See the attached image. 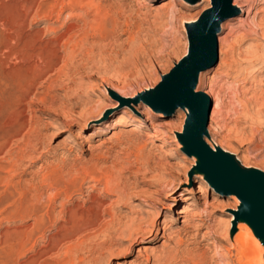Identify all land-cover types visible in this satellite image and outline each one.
Instances as JSON below:
<instances>
[{"label":"rangeland","instance_id":"1","mask_svg":"<svg viewBox=\"0 0 264 264\" xmlns=\"http://www.w3.org/2000/svg\"><path fill=\"white\" fill-rule=\"evenodd\" d=\"M30 1L0 0V253L1 234L22 231L1 264H48L71 242L81 246L68 264H239L233 235L241 200L211 183L184 140L189 109L148 98L186 54L187 26L210 0H32L18 28L19 3ZM234 1L249 2L248 11ZM228 13L216 34L219 55L227 38V66L248 70L264 56V0H230ZM98 17H107L103 36L87 37ZM218 65L219 56L193 82L205 93L211 81L223 100L211 120L210 98L205 124L222 126L207 130L204 142L212 136L213 151L264 172V104L253 102L264 71L236 84V70L224 75L230 68ZM106 180L114 193L105 192ZM34 207L48 214L43 233ZM108 208L122 221L97 235L71 234L81 216L109 222Z\"/></svg>","mask_w":264,"mask_h":264},{"label":"water","instance_id":"2","mask_svg":"<svg viewBox=\"0 0 264 264\" xmlns=\"http://www.w3.org/2000/svg\"><path fill=\"white\" fill-rule=\"evenodd\" d=\"M230 0H210L187 26L188 48L186 54L167 72L150 91L149 99H157L168 109L191 105L183 125V138L198 155L201 169L214 185H225L250 211L257 230L264 231V172L246 168L221 150L213 151L202 141L198 131L205 124L210 110V100L202 90H191L197 72L213 65L217 60L216 34L220 20L228 15ZM178 88V91H176Z\"/></svg>","mask_w":264,"mask_h":264},{"label":"bare ground","instance_id":"3","mask_svg":"<svg viewBox=\"0 0 264 264\" xmlns=\"http://www.w3.org/2000/svg\"><path fill=\"white\" fill-rule=\"evenodd\" d=\"M30 1V0H29ZM70 1V0H69ZM208 1V0H207ZM238 1V0H237ZM31 2H32V0L30 1V2H26V3H19L20 4V9H19V11H17L18 12V15H17V17H16V24H17V26H18V28H20V26L22 25V22H23V19H24V17H25V15L27 14V12H29L28 10L30 9V6H31ZM64 2V1H63ZM74 2H76V1H74ZM71 3L70 4V6L72 5V7H74L75 5H76V3ZM92 2V1H91ZM235 2V1H234ZM69 3V2H68ZM18 4V5H19ZM55 4V3H54ZM75 4V5H74ZM209 3L207 2V4L206 5H208ZM234 4H236V6H239V7H242V10L243 11H248V9H249V2L248 3H243V4H239V3H234ZM68 5V4H67ZM94 6V5H93ZM92 6V7H93ZM99 6V5H98ZM54 6H53V4L52 5H50V7H49V10L47 11V13L46 12H44V15H48V13L50 14L53 10H54ZM87 9V8H86ZM91 9V8H90ZM101 9L102 8H97V10L96 11H94L95 13H97V11L99 12V11H101ZM18 10V9H17ZM61 12V11H60ZM59 12V13H60ZM83 13V12H82ZM94 13V14H95ZM101 13H103V12H101ZM90 14V13H89ZM99 14V13H98ZM59 15V14H58ZM92 15V14H91ZM104 15V14H103ZM93 16V15H92ZM98 16V15H97ZM100 16V15H99ZM88 18V17H87ZM94 18V17H93ZM107 18V17H106ZM105 17H104V19H106ZM104 19H102V18H100V17H98L97 18V20H96V23H97V26H92L93 27V31L90 33V34H86L87 35V37H91V38H96L97 36H103V30H104V27L106 26L105 24H106V22L107 21H105ZM84 21H85V18H84ZM86 21H88V20H86ZM90 22H92V21H90ZM105 22V23H104ZM220 23V22H219ZM262 27V26H261ZM96 30H98V31H96ZM262 30H263V28H262ZM261 32V31H260ZM89 33V32H88ZM263 33V35H264V31H262L261 32V34ZM84 34V35H85ZM20 37V36H19ZM81 37V36H80ZM244 37V36H243ZM82 38H84L83 36H82ZM81 38V39H82ZM80 39V38H79ZM18 40V39H17ZM228 43H227V38H224L223 37V39H222V45H225L228 49H225L224 50V47L223 46H220V55H219V44L217 43V61H218V56H219V65H218V67H219V69L222 67H226L227 66V63H228V57H229V46L227 45ZM231 47V46H230ZM259 47V46H258ZM248 49V48H247ZM251 49V48H250ZM259 49L261 50V51H264V47H262V46H260L259 47ZM256 51V50H255ZM247 52H248V50H247ZM246 52V53H247ZM251 53V52H250ZM262 54V53H261ZM245 56V55H244ZM231 57L233 58V57H235V55L234 54H231ZM232 60H234V59H232ZM251 62V61H250ZM249 63V62H248ZM215 64V63H214ZM227 67H229V66H227ZM226 67V68H227ZM230 69H229V71H225V69L223 70V71H221L220 73H222V74H224V75H228L229 73L228 72H230V70L232 71L233 69L234 70H236V72L233 74L234 76H233V81L236 83V84H238V83H240V82H247L248 80H250V79H254V78H257L258 76H259V74L261 73V72H263L264 71V56H261L260 58H258V63H256V64H253L252 66H250V68L248 69V70H245V68L243 67V66H241V64L239 65V66H237L236 68H232V66H230L229 67ZM228 69V68H227ZM219 71V70H218ZM225 71V72H224ZM199 73V72H198ZM221 74V75H222ZM224 75H222V76H224ZM260 78V77H259ZM199 79V78H198ZM197 80V79H196ZM232 81V82H233ZM194 83H195V81H193ZM197 82V81H196ZM232 82H230L231 84H232ZM233 82V83H234ZM198 83V82H197ZM213 85L214 84H212V82L210 81V83L208 84V87H209V89L207 90V91H205V94H207L208 95V97H209V100H210V98L212 99V101L214 102V105H213V110H212V108L210 109V113H211V110H212V114H211V120L212 119H214L215 120V118L214 117H216V115H222V110H223V104H222V101H220V99H219V96H218V94H220L218 91V93L216 92V90H214V88H213ZM230 85V84H229ZM234 85V84H233ZM219 86V85H218ZM236 86V85H235ZM191 90H193V91H196V88L194 87V84L192 83V85H191ZM217 89V88H216ZM220 89V88H219ZM229 89V88H228ZM176 91H178V88H176ZM255 92V93H254ZM254 94H255V96H254V94L252 95V96H254V98H253V102L255 103L254 105H263L264 104V82L263 83H260L259 82V84H257L256 85V87H255V89H254ZM152 102V101H151ZM190 106L191 105H188V106H185V107H187L188 109L190 108ZM211 106H212V103H211ZM184 108V107H183ZM186 108V110L188 111V109ZM260 108H262V107H260ZM210 113H209V115H210ZM224 114V113H223ZM252 116V115H251ZM222 117V116H221ZM219 118V117H218ZM213 120V121H214ZM51 124H53L54 126H55V123H53V122H50ZM215 125L213 126V125H209L208 126V128H207V125L206 124H201V126H200V130L198 131V133H199V136H200V138L202 139V141L204 142V135L206 134V132H207V130H208V132H207V134H210V133H212V132H214L213 134H215V132H217L220 128H221V126L222 125H220V123L219 122H216L215 121V123H214ZM227 128V127H226ZM202 129L203 130H205V132H202ZM63 130V128L62 127H58L57 128V131L54 133V135H53V139L58 135V133L60 132V131H62ZM74 135L75 136H80V133L78 132V130L77 131H75L74 132ZM211 138H212V142L214 141L215 142V140H214V138L211 136ZM206 140V143L209 145V148L211 149V150H214L215 149V144H216V142H215V144H213L211 141H209L207 138L205 139ZM205 143V142H204ZM222 150H226V151H228V152H231V151H229V149H226L227 147H223V146H221L220 144L218 145ZM83 148V147H82ZM219 149V148H218ZM224 153H227V152H224ZM227 154H230V153H227ZM22 155V154H21ZM231 156H233L234 158H235V156L233 155V154H230ZM23 157V156H22ZM232 157V159H234ZM21 159V158H20ZM238 161V160H237ZM8 165V164H7ZM47 165V164H46ZM49 169V168H48ZM47 169V170H48ZM57 170V169H56ZM55 170V171H56ZM9 176V175H8ZM9 183V182H8ZM114 186V185H113ZM116 187V186H115ZM103 188H104V190H105V192H111V193H114V192H112L113 191V189L111 188V185L108 183V180H106L105 181V183H104V186H103ZM121 193V192H120ZM25 194V193H24ZM119 195V194H118ZM115 196V195H114ZM119 197V196H118ZM113 201V200H112ZM97 203H99V202H97ZM50 204V203H49ZM100 204V203H99ZM116 204V203H115ZM99 206V205H98ZM37 207V206H36ZM48 207V206H47ZM53 207V206H52ZM96 205H95V210H96ZM107 207H108V204H107ZM112 207H114V205L112 206ZM33 208V207H32ZM92 209H90V211H91ZM110 210H112V208L110 209ZM109 210V208L107 209V214H108V216L110 217V221L109 222H106V223H103L101 226H99L100 225V223H99V221L97 222V220H98V213L96 214V213H93V214H88V216H79L80 218L79 219H77V217L75 218H66L67 219V222L69 223V221H71L72 222V224H73V221H75V219H77L76 220V222H75V228H74V231L75 232H72L71 231V234H73V233H77V234H83V236H89V235H91L90 233H92V235L93 234H95V235H97L96 233H100V232H103V231H106V230H104V228L106 229V227H108V225L110 224L111 226H112V223H114V222H118V221H122V220H120L121 218V216H120V214L117 216V214L115 215V213H113V212H111ZM115 210V209H114ZM130 210V209H129ZM83 211V210H82ZM87 211V210H86ZM90 211H87V212H90ZM32 212V211H31ZM105 212V211H104ZM244 212H246V213H248L249 215H250V211L248 210V209H243L242 210V213L239 215V216H237V220H236V225H240V226H238V227H236V232L234 233V243H235V246L237 247L236 248V260H237V262L239 263V264H259V262H260V253L261 252H263V246L261 245V243H263L264 244V231H262V230H257L256 229V227H255V225H254V223L252 222V220H251V218H249L248 216V219L245 217V215H244ZM33 213H34V224L36 225V231L37 232H41V233H43L44 231H40V229H42L43 228V226H44V221H45V219L48 221L49 219H48V214L46 213H41V215L40 214H38V211H37V209L34 207V209H33ZM74 213V212H73ZM80 213V212H79ZM83 213V212H82ZM103 214V213H102ZM101 214V215H102ZM80 215V214H79ZM83 215V214H82ZM100 215V214H99ZM105 215V214H104ZM3 216V215H2ZM50 216V215H49ZM69 216H70V214H69ZM101 217V216H100ZM108 218V217H107ZM51 219V218H50ZM66 219H65V221H66ZM100 219V218H99ZM108 219H106V221H107ZM104 221V220H103ZM98 223H99V225H98ZM120 223V222H119ZM186 223V222H185ZM244 223V224H243ZM118 224V223H117ZM152 224V223H151ZM246 224V225H245ZM186 225V224H185ZM241 225H244V226H241ZM114 226V225H113ZM112 226V227H113ZM151 226V225H150ZM61 227H63L62 226V224H61ZM64 227H65V225H64ZM185 227V226H184ZM189 227V226H188ZM140 230V229H139ZM141 230H142V227H141ZM141 230H140V232H141ZM147 230H149L150 231V229H146L145 231H142L143 233L144 232H146ZM186 230V229H185ZM184 230V231H185ZM19 231V230H18ZM13 232L14 233V235L12 236V235H10L8 232V230L7 231H4L2 234H1V244H2V246H3V249L5 250L4 252L2 251L1 253H2V256H1V253H0V264L2 263V262H6V261H11V259H12V257H13V255H14V253L17 251V248H18V245L19 244H21V241H19L20 243L18 244V240H21L22 238H21V234H22V231L21 232ZM90 231H92V232H90ZM114 231V230H113ZM33 232V231H32ZM68 232V231H67ZM109 232V231H108ZM108 234V233H107ZM24 235V234H23ZM78 238V237H77ZM76 238V239H77ZM81 238V237H80ZM85 238V237H84ZM110 239V238H109ZM232 239V238H231ZM79 240H81V239H79ZM70 241V240H69ZM81 241H83V240H81ZM75 242V241H74ZM73 242H71L70 244H69V242H68V244L69 245H67L66 246V248L65 249H63L62 251H63V257H61L60 259H56L55 258V260L54 261H52V262H50V263H48V264H68V263H71V255L73 254V250L79 245L78 244V242L77 243H73ZM80 243H82V242H80ZM63 244V243H62ZM78 244V245H77ZM1 246V245H0ZM81 246V244L79 245V247ZM62 251H61V256H62ZM124 251V250H123ZM126 252V251H125ZM122 253H124V252H122ZM41 255V254H40ZM262 255H263V253H262ZM261 259H262V261H263V257H261ZM37 260V259H36ZM46 263V262H45ZM4 264V263H3Z\"/></svg>","mask_w":264,"mask_h":264}]
</instances>
